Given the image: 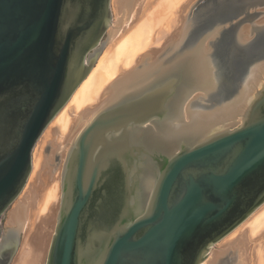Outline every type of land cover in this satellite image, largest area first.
<instances>
[{
	"label": "water",
	"instance_id": "95a60500",
	"mask_svg": "<svg viewBox=\"0 0 264 264\" xmlns=\"http://www.w3.org/2000/svg\"><path fill=\"white\" fill-rule=\"evenodd\" d=\"M112 19L110 0H0V264L20 242L22 223L2 230L1 221L34 146L96 62ZM210 35L113 94L75 135L44 264H205L264 202V69L241 100L193 109L215 82L220 99L245 78L228 81L214 50L212 70Z\"/></svg>",
	"mask_w": 264,
	"mask_h": 264
},
{
	"label": "bare ground",
	"instance_id": "6f19581e",
	"mask_svg": "<svg viewBox=\"0 0 264 264\" xmlns=\"http://www.w3.org/2000/svg\"><path fill=\"white\" fill-rule=\"evenodd\" d=\"M143 1L112 0L116 22L110 29L108 44L37 140L28 180L8 212L7 225L22 223L18 249L9 264L45 263L58 220L63 166L75 135L113 94L192 41L189 33L194 18L190 8L196 0ZM209 39L205 40L204 49L213 70ZM263 69L264 60L253 65L237 91L224 98L215 96V82L203 94L194 96L190 106L215 109L241 100ZM226 235L222 238L236 235L234 244L238 241L240 246L241 264H249L250 251H258L262 260L258 262L264 264V202ZM213 245L205 264H217L222 255L224 264H236L230 256L234 251L229 242L218 251L213 250ZM251 258L255 262L253 255Z\"/></svg>",
	"mask_w": 264,
	"mask_h": 264
},
{
	"label": "rangeland",
	"instance_id": "374dc122",
	"mask_svg": "<svg viewBox=\"0 0 264 264\" xmlns=\"http://www.w3.org/2000/svg\"><path fill=\"white\" fill-rule=\"evenodd\" d=\"M145 1L147 0H144L143 4H145ZM112 5L111 0L113 19L107 27L106 33L110 31L116 22L115 10ZM190 9L192 10H190V15L194 18V24L189 33L190 41L206 33L213 32V34L209 36V53L214 50V52L218 54L215 63L218 70L220 69V71L225 74L228 81L230 80L233 82L235 79H240L242 75L245 77L253 65L264 60V0H196ZM195 22L197 23L195 24ZM108 42L109 39L106 45ZM245 67L246 72H242L241 70ZM203 100L204 99L201 98L200 103H203ZM10 208L11 205L7 208L2 217V230L9 226L7 225V219ZM226 236L213 245V250L218 251L221 246L229 242L234 251L230 253V256L233 255L232 258L236 261V264H241L240 261L242 260L239 258L238 254L240 253V246L237 245L238 241L234 244L236 235L230 238ZM251 252L252 251H250V254L253 255L254 260H256L254 262L250 255L249 264H263V262H258V260H260L258 251H254V253ZM221 257L222 259H220L217 264H224V255ZM230 260L232 261V259Z\"/></svg>",
	"mask_w": 264,
	"mask_h": 264
}]
</instances>
